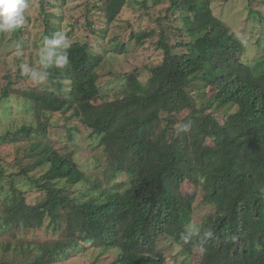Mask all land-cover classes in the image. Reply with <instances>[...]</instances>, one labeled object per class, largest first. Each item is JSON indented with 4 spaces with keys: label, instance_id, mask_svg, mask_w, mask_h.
Returning <instances> with one entry per match:
<instances>
[{
    "label": "trees",
    "instance_id": "1",
    "mask_svg": "<svg viewBox=\"0 0 264 264\" xmlns=\"http://www.w3.org/2000/svg\"><path fill=\"white\" fill-rule=\"evenodd\" d=\"M130 1L91 0L89 40L70 43L69 63L21 93L34 123L0 136V148L12 149L0 152V245L21 264L66 263L89 250L100 252L91 264H104L112 251L110 264H165L164 241L178 245L182 264H264V46L255 69L212 0H135L148 15L168 7L155 19L159 31L132 30L125 42L110 28ZM32 5L29 0L23 26L11 32L10 41L21 45L20 64L33 52L26 27ZM65 6L40 1L43 31L31 66L39 68L44 38L64 33L66 15L58 10ZM94 11L102 12L105 28L90 23ZM155 36L163 60L147 68V81L122 75L124 82L98 103V70L107 57L128 55L133 42L145 45ZM21 80L34 82L5 68L2 100L18 97ZM53 114H70L91 130L105 159L99 177L53 138ZM70 138L73 143L71 132ZM31 192L38 197L31 200ZM198 199L208 210L197 223ZM189 223L201 231L185 243L180 237ZM205 231L211 235L201 245Z\"/></svg>",
    "mask_w": 264,
    "mask_h": 264
},
{
    "label": "rangeland",
    "instance_id": "2",
    "mask_svg": "<svg viewBox=\"0 0 264 264\" xmlns=\"http://www.w3.org/2000/svg\"><path fill=\"white\" fill-rule=\"evenodd\" d=\"M40 1L41 0H33V5L29 12V17L32 19V22L26 25L27 29H29L27 37L30 38V50H33V52H27L21 64L25 63L29 66H31L29 56L36 54V50L33 49L34 41L43 31V27L39 22ZM58 1H64L66 5L65 8L58 10L60 14L65 12L66 15L62 25L64 35L72 30V34L66 37L67 40L70 43H73L76 39L88 41L92 28H88L89 22L87 21L86 14L90 11L88 8L91 5V0ZM134 1L135 0L129 2L131 5L123 9L118 20L110 28L111 35L118 34L125 42L129 41V35L132 30L159 31L160 28L158 24H156L155 19L158 17H165V11L168 7V4H165V6L151 9L148 15V13L141 9ZM27 4L29 7V0H27ZM212 8L215 15L245 44L247 51L244 60L252 67L257 66L255 69H259L264 46V41H262L261 44L258 43V41L264 37V0H212ZM89 16L91 18L90 23L94 25L95 29L106 27V25L102 23V18L104 16L101 11L90 12ZM36 19L37 21H33ZM164 23H168V20H165ZM1 35L0 33V78L4 75L5 68L18 71L20 65L18 56L21 55L19 50L21 45H17L15 42L10 41L12 37L11 32H6L4 39L1 38ZM157 38L158 36H155L145 45L134 46L135 43L133 42L131 44V49H134V52L128 55L107 57L104 66L98 70V74L101 76L99 85L102 89V96L97 101L98 103L103 102L107 97L111 96L113 94L111 91L124 82L125 78L122 77V75L135 74L136 76H140L143 81H147V68L157 65L163 60L162 52L157 49L155 44ZM34 84L35 82H30L29 84L25 80L18 81L14 87V94L18 97L11 96L9 99L2 100L1 91L4 89L3 86H5V83L0 82V136L8 132L14 133L24 125L34 123L33 114L29 113L24 101L21 99V93L28 90L30 86ZM231 111H233V109L229 112ZM187 113L188 112L183 115L185 116ZM217 117L222 121V112H219ZM50 124L54 126L53 138H61V142L65 147L67 146L77 153L78 162L82 163L83 169L88 174H93L92 172H94L95 175L99 177L101 168L98 166L100 164L105 165V159L104 161L101 160L103 155L96 149V143L91 137V130H88L81 124L79 119L72 118L70 114H53L50 117ZM70 132L73 136V143L71 142ZM11 150L9 146L5 145L0 148V152H3L4 155ZM4 155L2 154V156ZM34 174L37 175V173H32L31 175ZM192 189L193 188H191L190 191L191 193H193ZM38 195L37 192H31L28 194V197L33 200L38 197ZM201 206L202 201L198 199L196 204L198 208L195 216V222L197 223L200 222L202 216L208 210L200 208ZM43 232L44 231L32 233L31 236L39 237V234ZM42 236H44V240L48 234ZM159 247L166 253L165 264H182V255L177 253L180 251V248L175 242L164 241ZM99 255V251L89 250L85 255L61 264H91ZM114 259L115 255L112 251L104 255L101 261L104 264H110ZM11 261L21 264V257L16 258L13 249H7L0 245V264L2 262Z\"/></svg>",
    "mask_w": 264,
    "mask_h": 264
},
{
    "label": "clouds",
    "instance_id": "3",
    "mask_svg": "<svg viewBox=\"0 0 264 264\" xmlns=\"http://www.w3.org/2000/svg\"><path fill=\"white\" fill-rule=\"evenodd\" d=\"M27 7V0H0V33L12 32L22 27L25 22ZM69 47L70 42L62 31L45 37L43 45L39 49V68L35 65L29 66L22 63L19 65L21 75L27 76L34 82H45L49 76V69L63 68L69 63ZM200 231L194 223H189L185 226L180 239L188 243L192 241L193 237L200 236ZM210 235V232L205 231L199 243L202 245Z\"/></svg>",
    "mask_w": 264,
    "mask_h": 264
}]
</instances>
